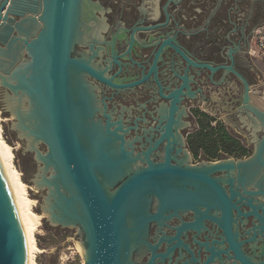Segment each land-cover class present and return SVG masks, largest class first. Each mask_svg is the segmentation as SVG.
<instances>
[{
	"label": "flooded vegetation",
	"instance_id": "obj_1",
	"mask_svg": "<svg viewBox=\"0 0 264 264\" xmlns=\"http://www.w3.org/2000/svg\"><path fill=\"white\" fill-rule=\"evenodd\" d=\"M83 1L74 56L109 81L89 71L80 74L91 97L85 105L91 111L90 135H99L98 128L102 134L110 130L122 136L132 172L148 168L150 163L167 162L205 171L230 200L233 240L242 242V252L253 258L252 244L245 241L252 238L260 219L264 220V164L252 156L254 151L212 158L201 154V147L196 155L192 141L197 137L191 134L204 116L210 123L223 116L243 127L251 138L250 146H255L249 125L255 115L244 105L242 77L250 87L259 77L249 50L256 27L264 20L263 1ZM178 91L180 101L175 103ZM121 142L114 139L119 155ZM196 142L200 146L198 139ZM219 161H231L226 165L233 169L208 170ZM251 166L260 174L251 175ZM176 185L197 194L199 201L165 211L160 199L153 197L150 212L158 218L150 223L146 243L133 250L132 262L228 264L226 255L209 262L211 249H227L223 206L210 186L198 180Z\"/></svg>",
	"mask_w": 264,
	"mask_h": 264
},
{
	"label": "water",
	"instance_id": "obj_2",
	"mask_svg": "<svg viewBox=\"0 0 264 264\" xmlns=\"http://www.w3.org/2000/svg\"><path fill=\"white\" fill-rule=\"evenodd\" d=\"M83 2L0 0V84L4 98L15 99L21 129L35 147L30 149L27 140L18 136L26 150L35 153L39 170L33 182L38 191L48 190L45 204L58 223L44 211V204L47 221L53 227L78 228L85 264H135L131 254L146 243L150 223L158 218L150 212L152 198L157 196L165 211L187 208L196 204L199 196L176 182L204 181L223 206L227 245L219 252L211 249L209 262L226 255L228 264H264V220L260 219L252 238L245 241L252 244L251 258L242 252L243 243L232 238L230 200L205 171L167 162L150 163L148 168L132 172L122 136L110 130L102 134L98 128L99 135H90L91 111L85 105L91 97L80 74L89 71L109 81L74 56ZM242 81L244 105L255 115L249 123L255 143L252 156L264 164V110L253 103L247 80L242 77ZM175 95L176 103L181 91ZM114 139L122 140L121 155ZM230 162L219 161L208 170L233 169L226 165ZM27 246L0 160V264H27Z\"/></svg>",
	"mask_w": 264,
	"mask_h": 264
},
{
	"label": "rangeland",
	"instance_id": "obj_3",
	"mask_svg": "<svg viewBox=\"0 0 264 264\" xmlns=\"http://www.w3.org/2000/svg\"><path fill=\"white\" fill-rule=\"evenodd\" d=\"M262 1L264 8V0ZM242 7H245L246 9L247 5ZM258 98L260 99L262 97L254 95L252 100ZM4 101V92L0 84V116L4 119L3 122L0 123V126L3 132V138L7 144L14 149V164L17 170L21 173V180L28 185L29 197L37 201V206L33 209V211L42 216L41 225L37 227V231L35 232L36 242L38 243V247L42 250V253L35 254V260L38 264H85V258L82 254L80 242H78V228L63 229L61 227H53L47 221L48 215L42 211L43 205L45 204L44 199L47 190L42 192L38 191L35 188V183L33 182L36 180L39 170L35 160V153L27 151L25 145L18 139V134L13 129L15 122L17 123V121L14 120L15 118L12 117V115L5 112L4 109L6 105L4 104ZM253 103L257 106L255 100H253ZM208 116L211 118L213 117L211 114H208ZM218 117L219 116H217V118ZM222 118L223 119L220 120L217 119L216 123H211L210 128H204L200 125V120H197L199 127L192 130L191 136H196L198 138L202 132H213L214 136L205 140L204 147L209 149L210 147H213V151H215V141L219 138L218 134L219 131H221L220 128L224 127L231 138L238 139L241 141L242 145L248 147L247 149L249 153L254 151L255 147L252 145L250 146L252 141L251 138L248 137L245 129H243L240 125H236L235 123L232 124L231 122L226 121L223 116ZM204 150L205 149H202L201 154H204ZM218 154L222 156L227 155L224 153L223 149H220L217 155Z\"/></svg>",
	"mask_w": 264,
	"mask_h": 264
},
{
	"label": "bare ground",
	"instance_id": "obj_4",
	"mask_svg": "<svg viewBox=\"0 0 264 264\" xmlns=\"http://www.w3.org/2000/svg\"><path fill=\"white\" fill-rule=\"evenodd\" d=\"M253 100L256 101L258 108H260L261 110H264V99L263 98H260V99L258 98V99H253ZM7 103H8V108L6 107ZM5 105H6L5 109L9 111L10 114H12L15 120L17 121L16 125L14 126V129L17 132L18 131L20 132V136L22 137L21 139L27 138L28 140L27 147L35 150V147H33L29 137L27 136L25 131L21 129L19 115H17L15 99H13V96L5 98ZM3 120L4 119L0 116V123L3 122ZM13 150L14 149L10 145H8L5 139L3 138V132L0 126V160L4 166L6 177L9 183V189L11 190V193L15 198V205H16L17 212L19 213L22 228H24L26 244H28L27 259H26L27 264H38L35 260V254L42 253V250L38 247V243L36 242L35 232L37 231V227L41 225L42 216L36 214L33 211V209L37 206V201L34 199H31L28 195V185L25 184L21 180V173L17 170L14 164ZM248 171L250 174L251 173H256L257 175L260 174L259 169L256 166L249 167ZM246 173H247V169H246ZM247 176H248V173H247ZM40 178L38 182L41 180ZM262 185L264 186V183H262ZM44 211L49 214V217L53 222L58 223V221L56 220L52 212L49 211V209L47 208L46 204L44 205Z\"/></svg>",
	"mask_w": 264,
	"mask_h": 264
},
{
	"label": "trees",
	"instance_id": "obj_5",
	"mask_svg": "<svg viewBox=\"0 0 264 264\" xmlns=\"http://www.w3.org/2000/svg\"><path fill=\"white\" fill-rule=\"evenodd\" d=\"M211 121L209 120L208 117L204 116L203 118L200 119V125H202L204 128H210V123ZM220 128V127H219ZM221 131H219V138L216 139V144H215V151H213V147L205 148V140H208V138H212L213 132L210 133H201V135L198 136V140L201 142L200 146L196 145L197 139L194 138L192 143H194V151L196 155L199 153V150L202 149L203 147L205 149V152L212 158H216L222 155H217L218 151L220 149L224 150V153L227 155H234L236 154L237 156H244L246 155V152H248V149L242 145L241 141H239L236 138H231L228 132L226 131V128L221 127ZM205 138V139H204ZM198 144V143H197Z\"/></svg>",
	"mask_w": 264,
	"mask_h": 264
},
{
	"label": "built area",
	"instance_id": "obj_6",
	"mask_svg": "<svg viewBox=\"0 0 264 264\" xmlns=\"http://www.w3.org/2000/svg\"><path fill=\"white\" fill-rule=\"evenodd\" d=\"M251 60L259 64L258 80L251 87V92L264 98V23L255 30L253 46L249 50Z\"/></svg>",
	"mask_w": 264,
	"mask_h": 264
},
{
	"label": "crops",
	"instance_id": "obj_7",
	"mask_svg": "<svg viewBox=\"0 0 264 264\" xmlns=\"http://www.w3.org/2000/svg\"><path fill=\"white\" fill-rule=\"evenodd\" d=\"M257 2H259V1H257ZM263 11H264V8H263ZM263 23H264V20H263V22H261V24H260V25H258V26L256 27V29H257L258 27L262 26V25H263ZM257 65H258V68H260V67H259V64H257Z\"/></svg>",
	"mask_w": 264,
	"mask_h": 264
}]
</instances>
